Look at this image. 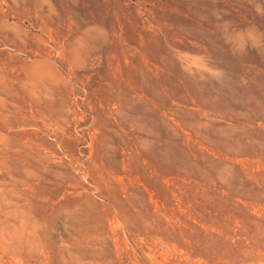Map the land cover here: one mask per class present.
Masks as SVG:
<instances>
[{"label": "rangeland", "instance_id": "1", "mask_svg": "<svg viewBox=\"0 0 264 264\" xmlns=\"http://www.w3.org/2000/svg\"><path fill=\"white\" fill-rule=\"evenodd\" d=\"M0 264H264V0H0Z\"/></svg>", "mask_w": 264, "mask_h": 264}]
</instances>
